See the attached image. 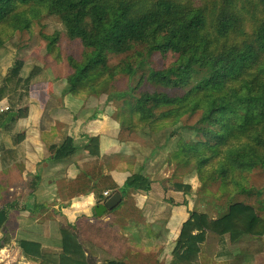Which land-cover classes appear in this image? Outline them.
<instances>
[{
	"label": "trees",
	"instance_id": "1",
	"mask_svg": "<svg viewBox=\"0 0 264 264\" xmlns=\"http://www.w3.org/2000/svg\"><path fill=\"white\" fill-rule=\"evenodd\" d=\"M238 1L246 0H0V46L11 37L10 30L5 32L8 27H30L26 10L39 14L43 9L56 16L68 39L79 40L84 50L81 61L66 57L73 68L65 79L66 93L83 98L108 93L107 102L117 98L122 103L113 118L122 130L157 136L171 129L170 137L184 116L200 112L192 126L196 138L179 137L172 146L171 140L164 143L166 160L174 167L168 180L174 191L191 195L192 186L175 182V178L179 172H193L200 183L195 193L199 200L228 199L237 193L255 197L257 209L249 203L229 201L215 218L206 209L189 211L168 264H201L199 254L208 233L217 236L214 262L253 264L255 255L264 252V190L248 179L254 169L264 170V0H254L259 6L250 11L247 5L238 9ZM58 35L43 36L52 54ZM135 45L143 46L141 52L147 56L168 51L178 55L166 68L149 69L147 81L156 86L181 89L193 80L196 67L207 73L182 94L143 91L133 95L134 87L113 94L110 89L116 76L132 74L134 69L129 62L109 65L108 55L128 52ZM22 65V60H15L0 85V101L7 99L10 113L28 96L30 82L40 71L36 67L23 77ZM95 141L97 137L89 138L88 144ZM157 145L163 147V143ZM76 150L69 137L50 147L56 159L70 157ZM151 184L147 176L134 172L123 187L112 188L125 198L149 190ZM2 194L0 187V250L13 239L6 232L9 212L8 206L1 205ZM97 198L99 204L106 201ZM14 243L33 263L129 264L120 259L99 262L95 260L97 251L88 247V257L81 259L65 252H44L34 241L18 239Z\"/></svg>",
	"mask_w": 264,
	"mask_h": 264
},
{
	"label": "crops",
	"instance_id": "2",
	"mask_svg": "<svg viewBox=\"0 0 264 264\" xmlns=\"http://www.w3.org/2000/svg\"><path fill=\"white\" fill-rule=\"evenodd\" d=\"M39 75L30 82L24 108L0 111L1 205L8 206L6 232L13 235L12 244L0 250V257H5L0 263L12 264L14 251V264H39L22 256L14 243L18 239L38 242L47 253L65 252L81 259L88 257V247L97 251L99 262L110 258L101 256L103 248L120 249L116 259L124 261L128 257L124 249L148 248L152 264L163 261V250L164 261L169 262L182 223L198 206L193 199L200 184L195 173L179 172L175 178L192 186L191 195L174 191L168 181L174 167L165 160L164 144L160 147L148 135L125 132L107 107L98 110L91 98L66 93V82L39 80ZM5 107L4 98L0 108ZM67 137L77 150L56 159L50 147L61 145ZM92 137L97 142L88 144ZM134 172L147 176L151 188L121 197L118 208L97 216L98 195L107 199L115 192L113 185L123 187ZM105 191L109 196H104ZM98 228H111L123 245L97 247L88 234ZM216 247L217 236L208 233L199 254L201 264L203 256L208 264H227L213 261ZM253 264H264V253L255 255Z\"/></svg>",
	"mask_w": 264,
	"mask_h": 264
},
{
	"label": "rangeland",
	"instance_id": "3",
	"mask_svg": "<svg viewBox=\"0 0 264 264\" xmlns=\"http://www.w3.org/2000/svg\"><path fill=\"white\" fill-rule=\"evenodd\" d=\"M248 1H244L243 3H240L238 1L237 8L242 9V6L247 5L248 11L252 9H257V7L254 4V0H250V3H247ZM22 9V8H21ZM20 9V10H21ZM31 18V25L27 29H19L17 27L14 28V30L10 29L9 27L5 29V32L11 31V37L10 39L3 43L0 46V85L2 84V81L4 77L7 74V71L11 66L14 64L15 60H22L23 65L21 68V75L27 76L32 72L36 67L40 68V71L36 74L40 77L39 80H48V79H58L59 82H65L66 77L73 72V68L69 66L66 57L68 55H71L76 61H81L83 57V48L79 40H69L65 29L63 27V24L59 21V19L56 16L49 15L43 11V9L40 10V13L36 14L34 12L33 14L27 13ZM18 23H15L17 25ZM7 27V26H6ZM1 29V27H0ZM58 32V41L56 42V47L54 48L55 54L49 52L48 40L45 39L44 35H52L53 33ZM144 48L140 45H135L132 50L128 52H124L121 54H110L108 55V63L111 66L114 65H123L126 62H129L134 72L132 74H126V73H120L116 76L115 80L113 81L112 88L110 89V92L113 94L120 93L122 91L127 92L131 90L132 87L135 89L132 90L133 95H139V93L143 91H166L170 94H182L189 88L193 87L202 77H204L207 73V71L203 68L196 67V74L193 78V80L190 82V84L184 88L181 89H175L171 90L168 88H164L161 86H156L154 84H151L147 81V74L150 68L153 69H163L167 66L171 65L173 62L176 61L178 55L168 51V52H151L149 55H146V52L143 54ZM32 78L31 82L36 78ZM37 79V80H38ZM36 80V81H37ZM107 94L108 93H102L100 95L92 94L88 98H91L94 102L93 104L95 107L97 106L98 110H106L105 107H107L110 111L116 112L117 106H119L122 102L117 101V98L114 100L110 99L108 101L109 104H107ZM27 96H24L20 102L16 105V109L18 108H24V106L27 105L26 101ZM106 100V102H105ZM104 103H106L104 105ZM108 113V111L104 112ZM114 114V113H113ZM200 117V112H196L192 115H186L184 116L179 125L177 127H173L172 130H174L173 136L168 137V134L170 133L171 129H165L158 134L157 136H146L149 140L154 142V145L166 143L170 141L169 146L174 145V141L177 140L179 137H185V138H196L194 129H192V126L196 124L198 118ZM125 132H128L132 135H139L144 136L140 134V132H132L128 130H124ZM127 134V133H126ZM145 138V137H143ZM146 140V139H145ZM174 140V141H173ZM173 141V142H172ZM149 142V141H148ZM171 144V145H170ZM165 147V146H164ZM164 149L167 150L165 147ZM167 152V151H166ZM168 154L165 155V160L167 158ZM193 173V172H192ZM249 182L251 185L255 186L256 188H261L264 190V170L261 168L254 169L249 177ZM214 191L216 190V187L212 188ZM211 197V196H210ZM192 198V197H191ZM205 199V197H202L200 200L199 198H196V196L193 198L196 200L194 203V206L198 204L197 209L200 210H207L210 212H217L216 214H221L222 211L226 208L228 202H235V201H241L244 203H249L253 205L256 209L258 208V203L256 202V199L253 195H247L243 193H237L228 199L223 197L221 200L216 199L215 197H211ZM192 199V200H193ZM128 205L133 207V204L131 205L130 201L126 202ZM192 203V202H191ZM122 208V207H120ZM260 214H263V212L258 211ZM214 213V216H216ZM87 235V234H86ZM91 236L92 241L95 242V245L99 248H103L106 244L114 245L116 247L118 244L121 246L123 245L119 240L118 236H116L115 232L111 228H105L100 229L98 228L96 231H93L92 234H88ZM81 237V234L79 235ZM211 236L215 235L211 233ZM85 237V234L82 233V239ZM87 237V236H86ZM88 238V237H87ZM122 240V239H121ZM210 245V244H209ZM208 246V245H207ZM120 249L112 250V249H101V256L104 258L110 257L108 259H116L118 258L116 255ZM208 250V249H206ZM125 255L127 257V263L129 264H152L150 263L148 259V254H151L150 252L152 250L150 249H143V248H136L132 249L131 247L124 249ZM161 256L163 260L162 262L158 261L155 264H168L166 263L165 258L166 254L161 251ZM264 253V252H263ZM156 255V254H154ZM3 257V256H2ZM1 258V260H4V258ZM8 257V256H7ZM16 255L14 254V251L11 252L10 260L16 262L17 258H15ZM123 261V259H120ZM201 263V261H200ZM202 263L208 264L206 258L202 257Z\"/></svg>",
	"mask_w": 264,
	"mask_h": 264
},
{
	"label": "water",
	"instance_id": "4",
	"mask_svg": "<svg viewBox=\"0 0 264 264\" xmlns=\"http://www.w3.org/2000/svg\"><path fill=\"white\" fill-rule=\"evenodd\" d=\"M121 201V195L119 192H114L110 195L104 203L97 204L94 208L97 216L103 215L106 211L115 208Z\"/></svg>",
	"mask_w": 264,
	"mask_h": 264
},
{
	"label": "built area",
	"instance_id": "5",
	"mask_svg": "<svg viewBox=\"0 0 264 264\" xmlns=\"http://www.w3.org/2000/svg\"><path fill=\"white\" fill-rule=\"evenodd\" d=\"M7 109V107H5V108H0V111H3V110H6ZM104 196H109V193L107 192V191H105L104 192Z\"/></svg>",
	"mask_w": 264,
	"mask_h": 264
}]
</instances>
